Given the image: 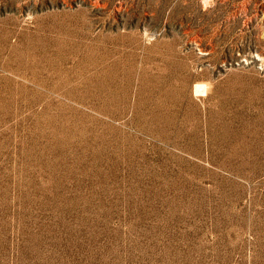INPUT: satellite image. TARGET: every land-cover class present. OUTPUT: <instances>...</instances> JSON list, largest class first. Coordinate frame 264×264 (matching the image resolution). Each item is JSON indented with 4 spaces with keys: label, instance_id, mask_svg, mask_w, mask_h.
Returning a JSON list of instances; mask_svg holds the SVG:
<instances>
[{
    "label": "rangeland",
    "instance_id": "374dc122",
    "mask_svg": "<svg viewBox=\"0 0 264 264\" xmlns=\"http://www.w3.org/2000/svg\"><path fill=\"white\" fill-rule=\"evenodd\" d=\"M0 264H264V0H0Z\"/></svg>",
    "mask_w": 264,
    "mask_h": 264
}]
</instances>
